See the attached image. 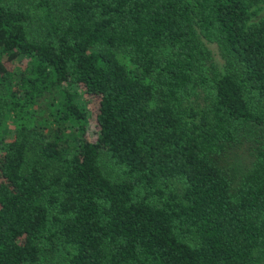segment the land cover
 Returning <instances> with one entry per match:
<instances>
[{"label":"trees","instance_id":"16d2710c","mask_svg":"<svg viewBox=\"0 0 264 264\" xmlns=\"http://www.w3.org/2000/svg\"><path fill=\"white\" fill-rule=\"evenodd\" d=\"M262 1L0 0V264H264Z\"/></svg>","mask_w":264,"mask_h":264},{"label":"rangeland","instance_id":"374dc122","mask_svg":"<svg viewBox=\"0 0 264 264\" xmlns=\"http://www.w3.org/2000/svg\"><path fill=\"white\" fill-rule=\"evenodd\" d=\"M253 10L255 11V16L252 19V22H257L260 19L264 18V1L258 3L256 6H254ZM206 46L210 50L214 62L219 67H222L223 61L220 58V55H219V52H218L216 45L206 43ZM119 59L122 63H124L126 65L127 68H129V69L133 68L132 64L129 62V60L126 57L121 55V56H119ZM12 66L15 69H21L20 63H14V64H12ZM84 97L87 101V105L85 106V109L87 112V119H88L86 135H87V139L89 141H95L96 131H97L96 121H95L97 101L95 98H92V97H88V96L87 97L84 96Z\"/></svg>","mask_w":264,"mask_h":264}]
</instances>
